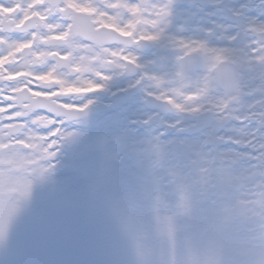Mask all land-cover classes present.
<instances>
[{"label": "snow or ice", "instance_id": "1", "mask_svg": "<svg viewBox=\"0 0 264 264\" xmlns=\"http://www.w3.org/2000/svg\"><path fill=\"white\" fill-rule=\"evenodd\" d=\"M0 264H264V0H0Z\"/></svg>", "mask_w": 264, "mask_h": 264}]
</instances>
